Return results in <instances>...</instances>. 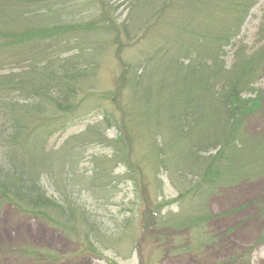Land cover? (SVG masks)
Segmentation results:
<instances>
[{"label": "trees", "instance_id": "obj_1", "mask_svg": "<svg viewBox=\"0 0 264 264\" xmlns=\"http://www.w3.org/2000/svg\"><path fill=\"white\" fill-rule=\"evenodd\" d=\"M4 1L0 53L14 47L26 55L0 61V204L87 250L113 249L122 238L134 244L135 230L161 243L164 254L217 245L209 232L211 199L264 178V131L253 126L264 111L257 85L264 23L255 52L241 46L232 63L226 59L255 0H132L118 29L125 48L137 36L144 48L115 80L119 91L94 84L100 56L115 45L100 0L84 3L81 14L72 10L74 0ZM96 113L101 119L88 121ZM85 121L82 131L50 144ZM163 177L177 194L170 201L161 198ZM125 185L140 192L136 210L124 203L135 196L118 200ZM172 204L175 210L164 211Z\"/></svg>", "mask_w": 264, "mask_h": 264}, {"label": "rangeland", "instance_id": "obj_2", "mask_svg": "<svg viewBox=\"0 0 264 264\" xmlns=\"http://www.w3.org/2000/svg\"><path fill=\"white\" fill-rule=\"evenodd\" d=\"M71 3L72 10H76V13L78 10L81 14L87 13L84 8L91 2L83 0L80 3L74 0ZM84 3L88 4L83 5ZM92 3L96 2L93 0ZM99 6L97 10L103 13L106 22L112 24L115 45L100 56L101 63L96 71L94 84L100 90L118 88L119 91V86H115V80L126 69V63H133L134 58H137L144 47L141 45L140 37L137 36L131 41L130 47L125 48L123 46L125 34L118 29V23L125 22L133 8L132 0H100ZM171 14H174L171 18H175L176 13ZM262 23H264V0H255L239 33L226 46V59L229 63L233 62L234 55L241 46L250 48L251 53L255 52L254 50L259 46L258 32ZM72 42L75 41L71 39L70 44ZM8 49L6 53H0V61L16 63L14 61L16 57L20 59L26 55L20 51V48ZM257 85L264 88V74L262 81ZM99 119L101 116L96 113L88 121L95 122ZM87 123V121L79 123L61 134L54 135L50 144L54 146L62 144L68 136L82 131ZM253 126L259 131H264V111ZM115 134L116 131L112 130L111 135ZM92 151L103 152L100 148ZM163 179L165 194L161 198L165 197L164 199L170 201L177 194L169 180L166 177ZM125 193H128L129 199L135 196L134 202L124 200L125 205L127 207L130 205L134 210L138 209L141 203L136 195H140V192L133 189L132 185L126 186L118 196L119 201L123 200ZM159 201L162 202V199ZM174 205L166 206L164 211L175 210ZM210 206L214 218L209 224V232L216 238L217 245L208 246L194 253L181 254L167 251L164 254L163 249L160 250L161 243L155 245L151 239L139 238L140 235L137 236L136 230L133 231L137 239L134 244L129 239L122 238L113 249L98 247L97 251L87 250L88 246L83 242L68 237L33 216L19 213L10 204H0V264H264V178L223 189L211 199ZM110 207L117 209L115 205ZM124 215H129V212ZM138 223L139 221H134L133 228ZM150 236L154 237V235ZM190 239L189 237L186 241H192ZM24 248L55 252L63 260L55 262L31 255L25 256Z\"/></svg>", "mask_w": 264, "mask_h": 264}]
</instances>
